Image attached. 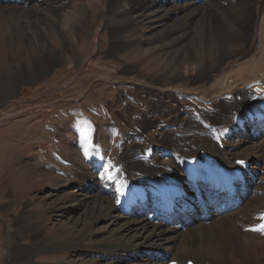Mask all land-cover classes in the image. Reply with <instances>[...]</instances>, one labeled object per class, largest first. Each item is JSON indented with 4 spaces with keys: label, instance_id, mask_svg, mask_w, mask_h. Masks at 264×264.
Returning a JSON list of instances; mask_svg holds the SVG:
<instances>
[{
    "label": "rangeland",
    "instance_id": "obj_1",
    "mask_svg": "<svg viewBox=\"0 0 264 264\" xmlns=\"http://www.w3.org/2000/svg\"><path fill=\"white\" fill-rule=\"evenodd\" d=\"M109 2L61 0L64 4L59 9L45 14L38 10L31 18L14 16L0 3V264H125L132 260L138 251L124 247L131 241L104 201V197L116 201L117 192H106L101 177L91 186L94 192L89 186L77 191L81 190L77 180L84 182L81 173L93 171L96 163L86 158L85 149L102 147L113 161L111 169H116L120 155L134 154L142 147L144 141L139 138L150 145L171 120L203 114V119L217 121L243 109L246 102L240 100L245 96L240 94L264 73V57L259 60L264 35L257 37L254 49L244 44L253 55L248 61L240 55L239 44L226 43L221 48L232 53L221 66L212 47L199 46L194 56L176 58L161 41L162 22H157V14L162 9L140 10V3L137 13L133 1V15L124 17L119 10L123 5L117 3V12L111 14ZM250 2L255 9L249 19L253 22L244 25H256L260 35L264 0ZM113 24L126 28L121 38L127 46L116 53L109 51ZM125 62L139 66L140 71L122 75ZM208 62L217 65L219 72L198 82ZM238 68L242 74L234 86L215 91L216 81L222 86V79ZM151 78L157 82H150ZM159 104L164 108H156ZM188 123V128L203 126L194 118ZM94 175L85 179L91 181ZM258 185L264 189V182ZM98 192L100 198L94 196ZM262 213L243 220V228L239 214L234 227L250 231L245 227L262 223ZM222 232L219 247L226 238ZM235 249L225 252V264H234L230 257L234 253L239 264H264L263 250L246 255L237 243Z\"/></svg>",
    "mask_w": 264,
    "mask_h": 264
},
{
    "label": "bare ground",
    "instance_id": "obj_2",
    "mask_svg": "<svg viewBox=\"0 0 264 264\" xmlns=\"http://www.w3.org/2000/svg\"><path fill=\"white\" fill-rule=\"evenodd\" d=\"M22 1L23 4L20 5L8 3L4 6L10 8L14 16L31 18L35 11L41 10L42 14L52 13L53 10L59 9L65 3H60L61 0ZM133 1H136V9L140 3L142 6L140 10L162 9L157 14V22H162L161 41L170 50L169 53L176 58H180L182 55L194 56V51L199 50V46L204 47L203 49L212 47L217 51L218 62L221 66L232 53L221 48L222 44L226 43L229 46L239 44L242 52L240 55L248 61L253 55L250 53L249 46L245 47L244 44L247 43L253 48L257 37L260 36L261 39L264 35V14L262 19L258 18L260 19V35L257 34L256 25L245 28V23L253 22L249 19L254 15L255 9L250 0H110L108 7L111 14H115L117 3L122 4L123 8L119 10L125 15L124 17H127L133 15ZM255 6L260 7L258 3ZM136 12L139 13V9ZM125 29L124 25H111L112 46L109 50L111 53H116L127 46V42L121 38ZM253 53L255 54V52ZM260 54L259 60L264 57V51L262 50ZM125 63L122 75L140 71L139 66ZM250 68L252 67L250 66ZM217 69V65L214 67V64L210 62L202 66L198 74V82L210 80L215 71L219 72ZM260 72L262 71L260 70ZM241 74L242 69L240 68L231 71L222 79L221 83L224 82L222 86L217 83L218 79L213 86L216 89L219 85L215 91H229L239 80ZM263 78L264 73L252 83L243 85L251 86V89L244 90L240 94L245 96L240 101L246 102L241 110H233L227 113L228 116L217 121H207L203 119V114L200 117L185 114L177 120L168 122L163 132L150 145L147 144L146 139L139 138L144 141L142 147L138 148L134 154L127 152L120 155V162L116 164L122 165L119 171L111 169L113 161L102 150V147L98 148V145H94L93 147H97V149L87 150V154L84 152L92 164L96 162L92 167L93 171L86 172L89 175L93 173L96 175L91 181H87L85 178L89 175L82 172L81 176H83L84 182L79 181L80 179L77 180L81 186V190L77 189V191H84L89 186L88 189L94 192L95 189L91 186L94 182L97 183L98 177H101L106 185V192L113 190L117 192L116 201L111 197H104V201L115 212L114 217L117 218V224L131 241L124 247L138 251V254H135L132 260L125 264H188L189 261H193L195 264H225V252L237 250L235 249L236 243L241 247L242 253L246 255L258 254V250L264 251V233L259 231L243 232L237 226L234 227L235 219L239 217V214L242 216L239 217L242 226L243 220L256 218L264 211V198L261 196L264 189L258 185L264 182ZM149 81L157 82L155 78H151ZM239 84L241 83L239 82ZM154 87L157 88V86ZM172 94L165 95L173 98ZM156 108H164V106L159 104ZM251 114L256 116L254 122L249 118ZM193 118L201 120L203 126L188 128V121L191 122ZM112 127L115 130L118 128L116 125H112ZM248 129L250 130L247 133ZM86 132L84 130V133ZM221 144H224V148H221ZM202 150H206V154L213 155V160L206 159ZM240 160H245L248 164H239ZM251 160L254 161L251 162ZM105 168L115 175L114 180L106 178ZM190 168L199 169L203 180L219 177L221 169L234 173L238 181L246 182V194L240 191L237 196V200H242L243 203L237 208H233L236 206V198L233 201L228 200L231 207L225 216L223 212L217 211L216 204H211L210 214L212 216L209 221L197 218L195 212H191L187 218H183L180 214L171 216L169 219L166 218L158 209L160 201L155 195V191L164 182L177 184L190 197L200 192L208 197L209 203L219 200L221 203L225 202L223 197L210 191L208 184L191 182L189 179ZM94 196L100 198V192ZM199 209L201 210L200 207ZM240 209L247 213L242 214L245 211ZM229 220L231 223L227 222ZM181 223L186 226V229L180 227ZM250 227L253 225L245 228L250 229ZM220 232L226 234L222 247L217 244ZM228 239L234 240L235 243L231 244ZM41 240L43 242L45 237ZM230 257L232 263L239 264L240 259L237 258V255L235 256V253Z\"/></svg>",
    "mask_w": 264,
    "mask_h": 264
},
{
    "label": "snow or ice",
    "instance_id": "obj_3",
    "mask_svg": "<svg viewBox=\"0 0 264 264\" xmlns=\"http://www.w3.org/2000/svg\"><path fill=\"white\" fill-rule=\"evenodd\" d=\"M86 138H87V134H86ZM85 154H87V149H85ZM239 163H243V161H239ZM105 173H108V169L105 168ZM107 179H110V180H114L115 179V175L113 174H108L106 176ZM262 220H264V217H261ZM250 231H259V232H262L264 233V223H260L256 226H253L252 228L249 229Z\"/></svg>",
    "mask_w": 264,
    "mask_h": 264
}]
</instances>
